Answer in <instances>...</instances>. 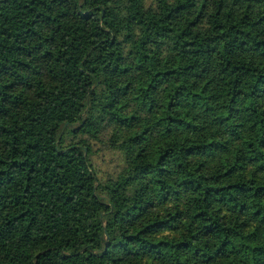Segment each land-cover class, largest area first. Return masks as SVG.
<instances>
[{"label":"trees","instance_id":"16d2710c","mask_svg":"<svg viewBox=\"0 0 264 264\" xmlns=\"http://www.w3.org/2000/svg\"><path fill=\"white\" fill-rule=\"evenodd\" d=\"M0 264H264V0H0Z\"/></svg>","mask_w":264,"mask_h":264},{"label":"rangeland","instance_id":"374dc122","mask_svg":"<svg viewBox=\"0 0 264 264\" xmlns=\"http://www.w3.org/2000/svg\"><path fill=\"white\" fill-rule=\"evenodd\" d=\"M95 152L96 154L93 156V160L102 177H106L118 169L120 159L116 153L108 150L103 145L95 146Z\"/></svg>","mask_w":264,"mask_h":264}]
</instances>
